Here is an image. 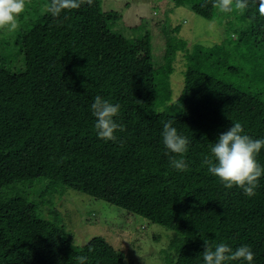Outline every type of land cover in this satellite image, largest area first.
<instances>
[{"label":"trees","instance_id":"1","mask_svg":"<svg viewBox=\"0 0 264 264\" xmlns=\"http://www.w3.org/2000/svg\"><path fill=\"white\" fill-rule=\"evenodd\" d=\"M49 3L26 0L19 29L0 31V36L7 33L0 38V264H78L80 255L87 257L85 264H124L103 238L73 246L70 235L39 216L32 194L57 186L179 235L170 264H204L205 241L213 249L220 243L233 250L249 245L255 253L252 264H264V175L249 198L240 188L223 187L203 163L220 134L236 122L244 134L264 139L259 0L238 10L241 24L231 21L234 6L221 12L218 0H168L172 10L182 8L230 32L225 39L222 32L217 35L218 44H196V52L185 55L183 85L175 99L169 86L172 63L178 47L186 46L174 37L179 25L142 20L131 39L114 28L120 15L103 13L100 0L59 17L45 11ZM149 26L167 45L162 67L152 61L155 36ZM203 55L205 60L193 64ZM211 55H219L216 63L207 61ZM222 63L221 74H207L209 65ZM97 96L120 105L113 119L125 130L115 133L116 142L98 138L91 108ZM169 120L190 141L183 171L172 166L174 154L163 144ZM256 159L264 168V147ZM34 182V193H18ZM41 182L44 188L37 185ZM38 202L44 209L43 200Z\"/></svg>","mask_w":264,"mask_h":264},{"label":"rangeland","instance_id":"2","mask_svg":"<svg viewBox=\"0 0 264 264\" xmlns=\"http://www.w3.org/2000/svg\"><path fill=\"white\" fill-rule=\"evenodd\" d=\"M100 1L102 2L103 13L114 11L120 15L119 20L113 22L112 25L115 29L122 31L125 37L131 39L137 34L133 29L137 28L143 22L142 20H161L167 22L170 28L177 25L181 27L174 37L177 38L176 40H185L186 46L181 49L176 42L173 45L174 48L178 47V50L172 63L173 73L169 78V86L174 99L180 94V88L182 89L184 71L187 67L185 55L196 52V44L203 48H208L211 44H218L219 36L217 35H220L221 32L222 38L230 37V32L217 27L216 24H208L205 20L193 16L182 8L172 10L171 5H168V0ZM231 19L235 24L243 22L238 10L232 12ZM154 21L151 22L152 25L157 24ZM149 28L152 35L155 36L151 38L152 61L159 67L164 64L167 45L159 31L152 29L150 26ZM6 35L5 32L0 38L6 37ZM11 54L16 55L17 52L12 50ZM218 56L211 55L207 61L216 63ZM227 56L237 57L236 55ZM204 58L205 55L197 57L193 64H198L201 59L205 60ZM230 60L232 63L236 62L232 58ZM235 64L239 63L236 62ZM245 68L249 70L247 66ZM223 70L222 63L216 66L209 65L206 71L207 74L213 76L221 74ZM35 183L32 187L24 185L25 187L21 188L18 193L23 196L34 193ZM37 185L44 188L42 182ZM32 197L37 200L34 201L38 204L39 216L54 222L66 234L70 235L73 246L81 247L90 239L101 237L115 252L122 255L124 264H170V260H174L176 257L177 241L182 240L174 232L149 223L140 216L128 213L104 201L94 200L68 188L50 187L49 189H43L41 193L38 191L32 194ZM38 200H43L44 209L40 207Z\"/></svg>","mask_w":264,"mask_h":264},{"label":"clouds","instance_id":"3","mask_svg":"<svg viewBox=\"0 0 264 264\" xmlns=\"http://www.w3.org/2000/svg\"><path fill=\"white\" fill-rule=\"evenodd\" d=\"M94 0H50L45 11L53 17H59L62 11L79 9L87 4L91 7ZM221 12L236 10L244 12L249 7V0H218L215 5ZM26 10V0H0V31L16 32L20 27V18ZM259 13L264 15V0H259ZM92 114L96 118L95 128L98 138L105 141H117L115 133L124 131V126L114 121L120 111L119 104L109 103L100 96L95 97L91 105ZM169 120L165 123L162 138L169 153L172 166L179 171L187 168L182 158L188 151L190 141L178 134L177 129ZM264 147V139H253L244 134L241 123L232 124L229 130L220 134L211 148V157L203 161L207 171L216 177L223 187L231 189L234 186L243 190L245 196L251 198L256 195L259 178L264 175V168L257 162V155ZM167 154V153H166ZM176 157H181L177 159ZM204 264H229L231 261H244L252 264L255 253L249 245H242L235 250L224 243L215 245L214 249L204 242ZM87 257H76L78 264H85Z\"/></svg>","mask_w":264,"mask_h":264}]
</instances>
